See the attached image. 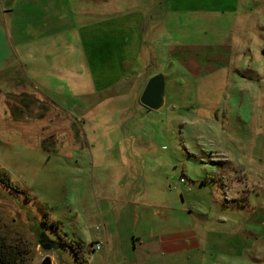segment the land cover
I'll use <instances>...</instances> for the list:
<instances>
[{"label":"rangeland","instance_id":"rangeland-1","mask_svg":"<svg viewBox=\"0 0 264 264\" xmlns=\"http://www.w3.org/2000/svg\"><path fill=\"white\" fill-rule=\"evenodd\" d=\"M153 1L134 72V40L102 12L58 49L69 79L39 58L36 78L0 73V236L17 264H133L152 232L180 238L179 264H264V0Z\"/></svg>","mask_w":264,"mask_h":264},{"label":"crops","instance_id":"crops-1","mask_svg":"<svg viewBox=\"0 0 264 264\" xmlns=\"http://www.w3.org/2000/svg\"><path fill=\"white\" fill-rule=\"evenodd\" d=\"M135 1L139 6L134 7ZM6 6L8 13L0 15V73L14 72L17 74L22 72L29 73L35 78L37 72L33 68V63L37 62V58H39L40 63L49 64L51 62L52 65H59L57 73L62 75L61 77L69 79L70 70L68 67H60L65 62L59 54L60 51L68 48L69 34L85 27L83 20L79 19L82 14L92 15L93 24H96L100 23L102 12H108L109 14L104 15V21H114L112 26L117 29L115 32L124 33L125 42L134 40L131 46L123 45L125 48L132 47L131 56L121 55L122 63L131 66L129 69L131 72L135 71L133 70L135 65L147 58V55L144 54L146 43L142 34L149 30L147 26L150 25L154 28L159 23V20H153L152 17V14L156 13L157 4L150 0H7ZM125 6L134 7L128 13L131 16L121 14V8ZM39 9H42L44 14L38 18ZM69 17L77 19V21L71 22L73 25L71 28ZM140 31L142 32L140 33ZM76 36L78 37L77 34ZM53 55L57 58L52 59ZM52 70L50 66L44 65L41 68L42 76L38 79L51 77ZM76 76H79L78 73L73 74L70 79ZM28 87L31 88V86ZM168 219L167 224L175 222L174 215L169 216ZM164 221L162 218L160 223L164 224ZM137 239L139 240L134 244L133 264H148L147 256L151 257L153 261L151 264H165L161 261L164 260L165 255L169 256L168 264H179L180 260L175 255L181 249V240L176 237L175 233L160 235L152 232L147 237L139 236ZM141 239H146L147 242L145 244L139 242ZM144 250L147 252L145 253Z\"/></svg>","mask_w":264,"mask_h":264},{"label":"water","instance_id":"water-1","mask_svg":"<svg viewBox=\"0 0 264 264\" xmlns=\"http://www.w3.org/2000/svg\"><path fill=\"white\" fill-rule=\"evenodd\" d=\"M141 103L148 109L159 110L166 103V78L164 73L150 77L140 96Z\"/></svg>","mask_w":264,"mask_h":264},{"label":"trees","instance_id":"trees-1","mask_svg":"<svg viewBox=\"0 0 264 264\" xmlns=\"http://www.w3.org/2000/svg\"><path fill=\"white\" fill-rule=\"evenodd\" d=\"M0 178L2 180H5V178H7L6 181H7V183H9V177L8 176H1V174H0ZM45 221H46V219H44V222ZM1 239H2V237L0 236V264H17V259H18V257H20L19 251L14 252L13 249L10 250V248L7 247L5 245V243H3L1 241ZM41 240H42V242L43 241L46 242L44 244H47V241L53 242V241L47 239V236L44 238H41ZM76 255L78 256L79 263H81L82 260L80 259V253L76 252ZM44 264H50L48 257L44 259Z\"/></svg>","mask_w":264,"mask_h":264},{"label":"built area","instance_id":"built-area-1","mask_svg":"<svg viewBox=\"0 0 264 264\" xmlns=\"http://www.w3.org/2000/svg\"><path fill=\"white\" fill-rule=\"evenodd\" d=\"M8 12V8L6 6V0H0V15L5 14ZM96 250H100L102 248V245L100 242H97L96 244Z\"/></svg>","mask_w":264,"mask_h":264}]
</instances>
